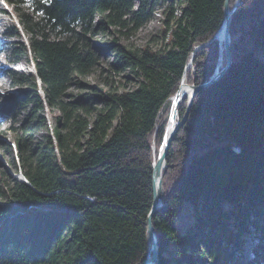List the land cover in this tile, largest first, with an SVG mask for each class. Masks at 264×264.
Here are the masks:
<instances>
[{
  "label": "trees",
  "instance_id": "trees-1",
  "mask_svg": "<svg viewBox=\"0 0 264 264\" xmlns=\"http://www.w3.org/2000/svg\"><path fill=\"white\" fill-rule=\"evenodd\" d=\"M2 1L15 16L2 32L9 63L25 57L34 75L5 70L21 89L12 106L25 112L9 129L6 163L26 182L0 161V264H140L170 98L184 75L199 85L225 65L214 41L185 71L221 28L225 0H169L156 50L114 37L100 50L92 38L135 33L166 0ZM230 35L231 68L195 95L167 154L152 217L158 264H264V0H242ZM101 51L111 57L106 90L83 83ZM125 71L135 85L119 91L113 77ZM186 105L185 96L179 119ZM46 107L58 112L52 129ZM187 205L193 223L180 232Z\"/></svg>",
  "mask_w": 264,
  "mask_h": 264
},
{
  "label": "rangeland",
  "instance_id": "rangeland-1",
  "mask_svg": "<svg viewBox=\"0 0 264 264\" xmlns=\"http://www.w3.org/2000/svg\"><path fill=\"white\" fill-rule=\"evenodd\" d=\"M168 1L169 0H166L164 3L162 1H159L154 6L150 18L135 33L131 35L130 34L121 35L117 33V34H108L105 36H96L92 38L93 46L96 47L97 49L99 48L100 50L103 48H108L109 46L112 45L113 42L112 39L114 37L118 39L117 41L118 44L127 47L130 46L132 48L140 49L144 47L148 42H150L151 43L150 46L153 49L155 50L158 49L161 46V36H162V31L164 29L163 21L165 20L166 13L168 11V9H166L168 6ZM230 3L231 0H229V8L230 10H232L236 5L237 0H233L232 7H230ZM241 4H242V0H240L239 6ZM2 10H6L11 15L6 16L2 12ZM13 21H15V16L11 11V8H8L3 3V1L0 0V161L4 163L5 167L8 169L10 174H12V171H10L6 162H9L11 156L6 150L5 143H9V142L11 143L13 140V133L10 132L9 129L11 127L13 129H17L25 118V112L22 109L19 110L18 106H12L15 96L21 89L20 87L12 83V80L7 76V73L5 71L7 68H10V65L14 66L15 64L9 63V59L11 57V51L4 46L5 38H3L2 36V32ZM21 36L23 42L26 43V36L24 35V33H22ZM215 41H217L219 45L222 46L221 49L222 51L223 50L222 42L218 40ZM211 44H209L208 46H210ZM197 50H201V49H197ZM102 51L100 54V60L98 66L92 71L90 75L86 76L83 79V83L86 84L87 86L99 85L104 90H106L108 88L106 81H111V78H107V75H109L107 68H108V63L111 62V57H107L106 55H104V53H102ZM261 57L264 60V54ZM22 60L23 61L21 63H18L19 71L24 74L34 75V67L27 61L25 57ZM221 64H222V58L219 59L217 68H219ZM191 68H192V64L189 69L191 70ZM187 70L188 69L185 68V71ZM113 81H114V87L117 88L119 91H125L131 89L135 85L134 81L128 76L126 71L120 74L119 76H114ZM72 91L75 92L74 89ZM168 111L170 113V110ZM44 115L47 120L48 129H50V127L52 129L55 123L54 118L58 115V112L56 110L51 111L50 109H48V107H46L44 110ZM178 120H180L179 116H178ZM44 134L45 131L43 129L35 130L34 132H32V137L35 139V141H38L41 140ZM12 176L16 178V176L20 177L21 175L12 174ZM192 212L193 211L191 207L188 205L177 210L176 225L180 230V232H182L186 227L192 225L193 223ZM248 243L249 242H246V244L244 245V253H243L247 257V259L250 258L249 253H251L249 249L247 250V247L250 248Z\"/></svg>",
  "mask_w": 264,
  "mask_h": 264
},
{
  "label": "water",
  "instance_id": "water-1",
  "mask_svg": "<svg viewBox=\"0 0 264 264\" xmlns=\"http://www.w3.org/2000/svg\"><path fill=\"white\" fill-rule=\"evenodd\" d=\"M239 4H240V0H237L235 7L232 10H230L229 0H225L223 7V22L221 28L210 41L194 48L193 54L191 56L188 65L186 66V69H189L191 67V64L194 60V53L196 52V50L202 49L203 47H206L215 40H217L218 35L221 36L220 42H222L223 44V51L225 56L224 67H222L221 69L216 68L212 77L205 83L199 85H188V84L186 85L185 92H187L186 95L187 105H186L185 115L182 117V119L178 120V106L180 102L184 99V95L181 92L183 79L176 93L170 98L172 104L170 106V113L167 124L165 126L162 143L160 145L157 158L152 164L153 199H152V207L149 214L147 215V220H146L147 253L145 259L140 264H158L159 240L152 224V217L155 214V212L162 206V178H163V170L166 167L167 154L177 131L184 124L187 118V114L191 108L195 95L200 90L208 88L214 85L220 79H222L233 64L234 59L232 56L231 47L233 45L234 48L237 50L238 46L236 44H233L232 42L230 35V24H231L232 15L235 12V10L238 8ZM16 179L17 180L19 179L22 182H26L25 178L22 175L20 177L16 176ZM250 258H251V254H250Z\"/></svg>",
  "mask_w": 264,
  "mask_h": 264
},
{
  "label": "bare ground",
  "instance_id": "bare-ground-1",
  "mask_svg": "<svg viewBox=\"0 0 264 264\" xmlns=\"http://www.w3.org/2000/svg\"><path fill=\"white\" fill-rule=\"evenodd\" d=\"M217 40L218 41H220L221 40V36L220 35H218L217 36ZM186 85H187V83H186V80H185V75H184V78H183V81H182V87H181V92H182V94L184 95V97L187 95V92H185V88H186ZM171 104H172V102H171ZM170 104V105H171ZM19 180V179H18ZM19 181H21V180H19ZM249 245V244H248ZM250 246V245H249ZM246 249V248H245ZM250 250V248L249 247H247V250ZM250 254V253H249Z\"/></svg>",
  "mask_w": 264,
  "mask_h": 264
}]
</instances>
